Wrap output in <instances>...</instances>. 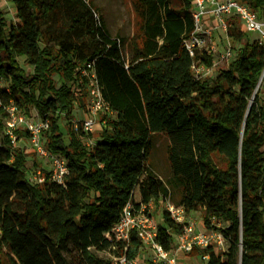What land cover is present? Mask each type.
<instances>
[{
	"label": "trees",
	"instance_id": "trees-1",
	"mask_svg": "<svg viewBox=\"0 0 264 264\" xmlns=\"http://www.w3.org/2000/svg\"><path fill=\"white\" fill-rule=\"evenodd\" d=\"M241 1L264 15V0ZM14 2L15 22L0 10V264H114L100 251L135 257L143 246L136 234L127 251L122 242L114 249L105 234L135 202L137 188L141 202L170 199L187 214L201 211L204 228L223 233L224 250L211 243L189 253L207 256L204 264H264V42L231 16L227 35L239 44L233 60L199 78L194 61L211 66L213 54L198 49L192 57L186 47L196 29L193 0H135L131 38L112 35L92 0ZM88 63L115 113L89 145L94 130L73 124L75 106L88 96L85 84L75 91ZM11 104L50 120L47 147L68 162L63 183L48 170L43 182L31 180L17 146L29 132L6 131ZM162 133L168 181L151 162ZM161 217L157 240L171 249L184 226L166 209Z\"/></svg>",
	"mask_w": 264,
	"mask_h": 264
},
{
	"label": "built area",
	"instance_id": "built-area-1",
	"mask_svg": "<svg viewBox=\"0 0 264 264\" xmlns=\"http://www.w3.org/2000/svg\"><path fill=\"white\" fill-rule=\"evenodd\" d=\"M193 15L196 29L185 40L186 47L192 57L196 55L198 49L213 54L215 50L213 38L216 31L222 29L227 34L228 19L233 15L240 18L248 32H258L259 39L264 42V15L261 16L248 3L241 0H193ZM210 18L213 19V24L210 22ZM231 56L232 52L229 50L222 56V59L229 60ZM192 69L199 78L211 77L213 76L214 63L210 66L201 59L195 60ZM1 83L2 79L0 78V85ZM81 83L82 85L76 87L75 91L83 92L85 84L89 98L88 116L80 121L74 119L73 124L76 128L81 124L84 131L89 132L94 130L102 112L109 116H115V113L104 100L94 63H88L87 68L82 70ZM1 102L0 96V105ZM6 110L8 112L5 122L7 133L12 136L16 129H26L37 155L50 166L48 169L50 180L63 183L68 173L67 159L52 152L46 146L45 135L50 128V120L40 117L38 120L33 119L20 112L13 104L7 106ZM86 142L88 145L91 144L89 139ZM34 178V181L43 182L45 175L41 170H38ZM153 203V201L143 203L135 197V202H129L125 206L119 221L105 234L107 238L116 242L114 249L118 246L117 243L122 242L125 251H127L132 234H136L143 243L141 251L146 248L153 251V262L182 264L180 254H189L195 247H206L211 243L217 244L218 247H226L227 240L221 231L200 229L197 221L187 219V213L183 206H177L170 199H166V210L170 212L171 217L177 223L184 226V231L175 236L174 246L171 249H166L157 240L158 224L155 223L152 214ZM141 251L135 257H129L127 252H122L119 255H112V259L114 264H140ZM206 258L207 256L204 257V259Z\"/></svg>",
	"mask_w": 264,
	"mask_h": 264
},
{
	"label": "rangeland",
	"instance_id": "rangeland-1",
	"mask_svg": "<svg viewBox=\"0 0 264 264\" xmlns=\"http://www.w3.org/2000/svg\"><path fill=\"white\" fill-rule=\"evenodd\" d=\"M2 5L0 6V10L4 12L7 22L10 24L11 22H15L16 19V5L14 0H0ZM95 7L99 9V13L105 19V24L109 29L110 33L114 36H123L127 38H131L138 29V16L134 10V2L135 0H92ZM213 19L210 18V22L213 24ZM250 38L253 40L255 38H259L260 35L258 32H250ZM213 42L215 45V50L213 51V63L214 70L212 75L216 76L220 69L227 68L229 63L233 60L235 56V49L239 47V44L234 42L222 29H218L214 35ZM232 52V56L229 60H223L222 56L226 54L228 51ZM124 51L128 52V46L124 47ZM19 62L21 66L27 71V73H32L33 68L25 61L24 58H19ZM264 78V77H263ZM261 79L260 90L262 92V97L264 98V81ZM4 86V82L1 83ZM85 96V95H84ZM88 96H85V106L82 107L80 104L75 106L74 109V119L75 120H83L88 116ZM31 118L38 120L39 114L36 109H32L30 111ZM106 120L112 119L114 116L106 115L105 113H101L98 117V122L94 126L93 138L91 140L94 141L96 137H98L99 132L102 128V120L105 118ZM66 124L67 119L61 120L62 130L66 132ZM46 146L48 142V133L45 135ZM17 146L21 147L25 154L27 155V169L29 172V176L32 181L35 180V175L38 170H48L49 164L43 159H41L33 145L31 144L29 139L23 138ZM168 137L166 134H157L155 135V146L151 158L152 166L154 171L159 177L163 180L168 181L172 179V171L168 160ZM214 160L225 166V160L219 156L214 155ZM135 197L137 200H140V191L139 188L135 191ZM166 200H163L156 205L153 203L152 214L156 224H162L161 212L166 209ZM187 219L190 221H197L200 229L205 230L203 226L202 212L194 211L190 214H187ZM221 250H224L226 247H219ZM101 257L112 258V254L109 252H96ZM154 259V253L151 249L146 248L140 253V264H149L150 261ZM180 261L182 264H204L206 259H202L201 256H193L190 254H180Z\"/></svg>",
	"mask_w": 264,
	"mask_h": 264
},
{
	"label": "crops",
	"instance_id": "crops-1",
	"mask_svg": "<svg viewBox=\"0 0 264 264\" xmlns=\"http://www.w3.org/2000/svg\"><path fill=\"white\" fill-rule=\"evenodd\" d=\"M2 5V2L0 1V6Z\"/></svg>",
	"mask_w": 264,
	"mask_h": 264
}]
</instances>
